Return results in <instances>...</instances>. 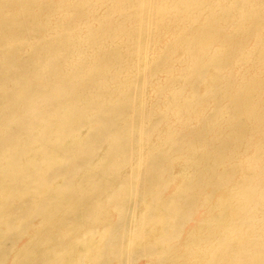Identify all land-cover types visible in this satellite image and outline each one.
<instances>
[{
    "label": "bare ground",
    "instance_id": "6f19581e",
    "mask_svg": "<svg viewBox=\"0 0 264 264\" xmlns=\"http://www.w3.org/2000/svg\"><path fill=\"white\" fill-rule=\"evenodd\" d=\"M0 264H264V0H0Z\"/></svg>",
    "mask_w": 264,
    "mask_h": 264
}]
</instances>
